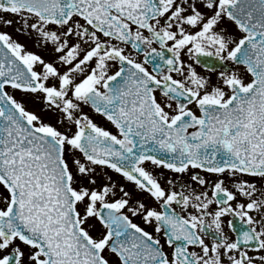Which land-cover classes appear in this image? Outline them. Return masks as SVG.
Instances as JSON below:
<instances>
[{
	"label": "snow or ice",
	"instance_id": "1",
	"mask_svg": "<svg viewBox=\"0 0 264 264\" xmlns=\"http://www.w3.org/2000/svg\"><path fill=\"white\" fill-rule=\"evenodd\" d=\"M0 264H264V0H0Z\"/></svg>",
	"mask_w": 264,
	"mask_h": 264
}]
</instances>
